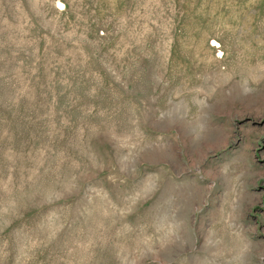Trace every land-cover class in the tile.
<instances>
[{
  "label": "rangeland",
  "instance_id": "obj_1",
  "mask_svg": "<svg viewBox=\"0 0 264 264\" xmlns=\"http://www.w3.org/2000/svg\"><path fill=\"white\" fill-rule=\"evenodd\" d=\"M0 264H264V0H0Z\"/></svg>",
  "mask_w": 264,
  "mask_h": 264
}]
</instances>
